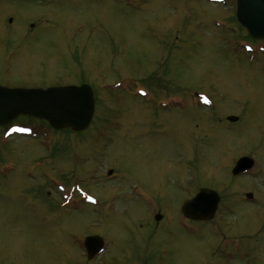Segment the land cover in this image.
<instances>
[{
	"label": "rangeland",
	"instance_id": "1",
	"mask_svg": "<svg viewBox=\"0 0 264 264\" xmlns=\"http://www.w3.org/2000/svg\"><path fill=\"white\" fill-rule=\"evenodd\" d=\"M233 12L232 0H0V84H85L95 101L84 132L23 116L0 127V264H264V41ZM185 93L202 95L197 110ZM244 156L253 168L232 177ZM137 187L169 212L152 245ZM201 188L221 197L214 218L185 226L179 206ZM90 235L106 249L87 261Z\"/></svg>",
	"mask_w": 264,
	"mask_h": 264
},
{
	"label": "water",
	"instance_id": "2",
	"mask_svg": "<svg viewBox=\"0 0 264 264\" xmlns=\"http://www.w3.org/2000/svg\"><path fill=\"white\" fill-rule=\"evenodd\" d=\"M235 22L253 40H264V0H234ZM94 111V96L88 85L50 87L46 89L6 88L0 86V127L12 122L19 116L45 121L55 131L68 129L79 133L87 129ZM235 122L236 117H228ZM253 160L239 159L232 176L249 171ZM251 198L250 194L246 195ZM220 197L202 188L182 206L181 212L186 219L211 221L215 215ZM102 240L91 236L84 240L87 259L98 255Z\"/></svg>",
	"mask_w": 264,
	"mask_h": 264
},
{
	"label": "flooded vegetation",
	"instance_id": "3",
	"mask_svg": "<svg viewBox=\"0 0 264 264\" xmlns=\"http://www.w3.org/2000/svg\"><path fill=\"white\" fill-rule=\"evenodd\" d=\"M8 52H10V51H8ZM2 85V84H1ZM80 85V84H79ZM17 87H21V86H17ZM47 87H51V85H47V86H40V87H22V88H47ZM185 94H188V93H185ZM188 95H192L193 96V100L190 98V96L187 98V101H190V105H191V107H190V109H191V111H195V110H197L196 108L194 109L193 107L195 106V103H196V101H198L199 102V98L200 97H202V95L201 94H188ZM214 107V105L212 106V108ZM185 111H187V110H185ZM185 111H183L184 113H185ZM229 116H225V117H223V118H221L220 120H219V122H221V123H223L224 121H226V122H228V123H230L231 125H233V124H235L237 121H238V118H237V120L235 121V122H229L228 120H227V118H228ZM152 121V125H154V126H157V125H159L161 122L158 120V119H156V117L155 118H153V120H151ZM225 124V123H224ZM226 125V124H225ZM101 148H103V147H101ZM114 171L113 170H111V169H108V171H107V176L108 177H110L111 176V174L113 173ZM248 175V174H247ZM243 176H246V175H243ZM134 193H135V195H134V198L136 199V200H138L140 203H142L143 205L142 206H144L145 207V209H146V211L147 212H149V211H151L152 213H153V217H152V220H153V222H152V224L150 223V234L148 235V242H150V245H152V244H154V243H152V238H153V235H155V234H157V233H160V231H161V229H163V231H165V232H169L168 230V227H169V224H170V221L168 220V216H167V212L168 211H166V208H165V206L164 205H162L161 204V202H162V200H163V197L164 196H161V197H157L156 196V198H157V200L159 201L157 204L154 202V200H155V198H154V196L152 195V194H150V193H148V192H146L145 193V191L143 192V191H140L139 190V187H137L135 190H134ZM246 194V193H245ZM156 195V194H155ZM244 197H245V195H244ZM192 198V197H191ZM190 198V199H191ZM187 200H189V199H187ZM186 199L182 202V204L179 206V212H180V210H181V207H182V205H183V203L185 202V201H187ZM254 201H259V199L257 198V197H255V196H253L250 200H249V202L250 203H252V202H254ZM163 203V202H162ZM249 203V204H250ZM145 211V212H146ZM169 213V212H168ZM184 220V222H185V226H187V224H193V223H202V222H195V221H192V220H187V219H183ZM185 226H183V225H181V230L182 229H185L186 227ZM183 232V231H182ZM162 246V245H161ZM161 246H158V248H161ZM148 247H149V243H148ZM105 249H106V246L104 245V247H103V252H102V254H104L105 253ZM159 252H158V255L159 256H161V255H163V253H162V251L160 252V250H158ZM230 251H231V253L233 254V256L234 257H238V261H241L242 260V258H247V256L249 255V251L250 250H248V249H246V246L243 244V247L241 246V245H238V244H236V243H233V245L232 246H230ZM244 253V254H243ZM239 255H242L243 257H241V256H239ZM264 255V254H263Z\"/></svg>",
	"mask_w": 264,
	"mask_h": 264
}]
</instances>
